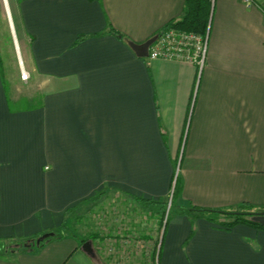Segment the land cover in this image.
<instances>
[{
    "label": "crops",
    "instance_id": "obj_1",
    "mask_svg": "<svg viewBox=\"0 0 264 264\" xmlns=\"http://www.w3.org/2000/svg\"><path fill=\"white\" fill-rule=\"evenodd\" d=\"M16 2L40 98L20 103L0 71V242L58 230L100 191L167 199L178 177L156 264H264V228L182 212L264 210V0H214L202 70L128 43L182 18L186 0ZM80 241L0 264H109Z\"/></svg>",
    "mask_w": 264,
    "mask_h": 264
},
{
    "label": "rangeland",
    "instance_id": "obj_2",
    "mask_svg": "<svg viewBox=\"0 0 264 264\" xmlns=\"http://www.w3.org/2000/svg\"><path fill=\"white\" fill-rule=\"evenodd\" d=\"M16 1L18 0H0V66L5 70L9 89L12 93L21 95L19 101L23 103L26 99L32 100L28 97H32L34 101L38 91L36 79L31 76L28 67L26 47H23L18 33ZM23 68L30 74L27 80L21 77ZM39 98L38 96L37 99ZM177 209L176 201L172 205L171 196L166 203L165 216L168 218L170 215L172 218ZM239 209L233 208L230 211ZM216 217L222 222L223 219H232L234 216L219 213ZM65 228L61 229L63 234L76 235L80 240H89V234H96L97 238L90 240L96 246L95 250H101L109 264L119 263L120 258L116 253L121 247L127 249L125 256H121L123 263L135 252L141 257L145 252L149 254L150 247L152 249L157 241L159 244L164 231L161 212L146 208L133 196L116 190L102 191L80 203L71 210ZM18 245L14 242L3 244L2 252H11ZM129 249L135 252H130Z\"/></svg>",
    "mask_w": 264,
    "mask_h": 264
},
{
    "label": "trees",
    "instance_id": "obj_3",
    "mask_svg": "<svg viewBox=\"0 0 264 264\" xmlns=\"http://www.w3.org/2000/svg\"><path fill=\"white\" fill-rule=\"evenodd\" d=\"M213 5H214V0H186L184 14H183L182 18H180L179 20L170 22L163 29H166L169 27H177V28L182 29V30L199 33L203 36L209 35ZM116 34H118V32H116ZM0 71L2 72L4 79H5V77H6L5 70L1 66H0ZM180 191H181V185H180L179 179L177 177L174 189H173V191L169 197V198H171V196H172V205L174 204L175 198ZM100 192H102V191H100ZM100 192H97L93 196L97 195ZM93 196H91V197H93ZM132 196L134 198H136L138 200V202L141 203L146 208L158 210L159 212H161L162 218H163V226H164V230H165L167 223L171 219L170 215L168 216V218L165 216L166 215L165 214L166 213V203H167L169 198H167V200H165V199H155V198H151V197H143V196H138V195H132ZM91 197H89V198H91ZM89 198L81 201L80 203L88 200ZM79 204L74 205L73 207L68 209V211H67L68 216H69L71 210L74 209L75 207H77ZM236 208H240V209L237 211H230V210L211 209V208H202V207L192 206V207H189L187 209L182 208V212L185 214H188V215H192L193 212L198 213L199 215H201V214L206 215L210 218V220H213L215 222H218V221L221 222L216 217L217 214L221 213V214H225L228 217L234 216L232 219H226V220L223 219V221L221 222V224H224L227 227H231L234 224H236L240 221H243V222L250 223L251 225H254L256 227L264 228L263 224H261L258 221H255L253 219V215H254L255 211H252V207H250L248 204L247 205L243 204V205L236 207ZM192 216H195V215H192ZM62 228L66 229L65 228V222L61 225V227L58 230L50 231V232H54V235L51 236L49 238V240L61 238L65 235H67L65 233L64 234L62 233V231H61ZM88 237H89V239L90 238L96 239L97 235L92 233V234H89ZM36 239L16 241V242L14 241V243H17L19 245L13 250H21L22 249V250L26 251V250L37 249L39 246H36V244L33 243ZM162 239H163V236H162ZM86 240H88V239H86ZM86 240L82 239L80 241L81 244H83ZM7 243H10V242H7ZM7 243L6 242H0V244H1L0 245V252H2L3 244L5 245ZM42 245H43V243L40 246H42ZM119 246H121V245H119ZM160 248H161V241L159 242V244H158V241L155 242L153 244L152 249L150 247L149 254L145 252L141 258L139 255L136 254L135 251H131L132 249H129L130 252H135V253H133L132 256L129 257L130 259L125 263H123V261L121 259V258H123L121 256H125V251L127 250V249H125V247H123V248L121 247V249H120V251L123 255H121L120 251L117 250L116 256H118L120 258L119 263H122V264H146L147 262H149V264H156V261L159 258ZM7 252L10 253V251H7Z\"/></svg>",
    "mask_w": 264,
    "mask_h": 264
},
{
    "label": "built area",
    "instance_id": "obj_4",
    "mask_svg": "<svg viewBox=\"0 0 264 264\" xmlns=\"http://www.w3.org/2000/svg\"><path fill=\"white\" fill-rule=\"evenodd\" d=\"M208 42L209 35L203 36L177 27L161 29L149 48L148 58L186 61L202 70L207 60ZM21 77L27 80L30 74L23 68Z\"/></svg>",
    "mask_w": 264,
    "mask_h": 264
},
{
    "label": "water",
    "instance_id": "obj_5",
    "mask_svg": "<svg viewBox=\"0 0 264 264\" xmlns=\"http://www.w3.org/2000/svg\"><path fill=\"white\" fill-rule=\"evenodd\" d=\"M156 38H157V34L143 43H136L130 40H128V43L138 56L147 57L149 55V48L152 45V43L156 40ZM253 219L264 225V210L254 212ZM53 235L54 232H46L40 237H38L36 241H34L33 243L36 244V246H40L43 242H47L49 238ZM82 249L91 256L96 255V250L93 241L90 239L82 244Z\"/></svg>",
    "mask_w": 264,
    "mask_h": 264
}]
</instances>
